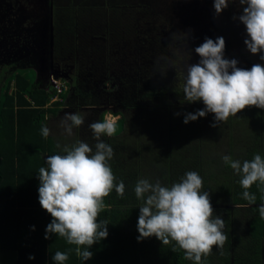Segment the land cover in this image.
I'll list each match as a JSON object with an SVG mask.
<instances>
[{
  "label": "trees",
  "instance_id": "trees-1",
  "mask_svg": "<svg viewBox=\"0 0 264 264\" xmlns=\"http://www.w3.org/2000/svg\"><path fill=\"white\" fill-rule=\"evenodd\" d=\"M20 70L24 68L0 77V251L13 254L12 264H56L52 259L56 251L68 254L69 259L64 264H194L185 258L184 251L175 246L174 242L163 245L155 236L137 240V221L142 201L137 199L134 192L138 179H148L154 183L157 180L166 183L171 181L166 185L171 186L176 180L180 181L182 173L188 171L189 167H193L199 175L202 174L204 187H212L216 194L227 196L224 199L232 205H217L213 208L225 221L224 231L228 240L223 248L214 247L212 254L203 258V264H264V219L259 215V206L264 204V192L260 191V187L264 186L258 187L254 184L248 189L256 196L255 203L250 204L243 199L244 189L239 184L240 176L223 162L219 156L223 154L218 155L221 147L218 146L219 143L214 147L212 138H207V148L200 147L202 154H196L194 149L189 152V148H183L185 136L189 138V132L186 131H179L182 135L175 134L174 139L171 138V141L165 142L160 150L156 148L154 152H149L147 144L141 145L136 138H126L124 134L119 136V140L111 138L103 141L114 150L115 156L109 163L112 169H115L113 172L117 182H124L125 192L121 197L113 191L105 198L108 207L100 213L98 219L109 222L108 236L88 249L93 253L91 259L84 261L82 257H78L75 251L77 246L68 244L65 238L57 234H51L45 239L46 227L52 217L39 204V169L47 167L48 155L63 154V147L71 146L77 140L64 139L62 142L53 134L47 138L42 135L41 129L47 126L48 117L55 116L60 108L67 104L64 101L65 91L59 93L50 85L47 88L42 87L38 80L31 81L28 75ZM150 95L156 99L162 96V92L153 91ZM247 108L252 120L256 119L258 122L259 111L262 109L254 106ZM239 117L241 115L227 124L246 120L245 115L243 119ZM114 123H119L124 130L123 116ZM167 125L168 131L174 130L168 119ZM260 126L257 123L252 128L257 130V136L260 135ZM251 133L252 131L249 136L245 135L248 140L242 138L241 143L237 142L236 149L240 152L234 160H251L256 154L264 158V147L254 145L255 139L250 136ZM95 144L91 145L93 151ZM226 146L228 155L233 158V153L237 150L231 148V140H228ZM131 147L136 149L134 157L129 155ZM183 155L186 162H182ZM146 160L147 165L159 163L160 160L163 162L164 172L159 173L158 165V173L156 171L154 177L146 174ZM219 162L222 172L215 176L218 170L215 169V164L218 165ZM32 226L35 230H32ZM241 230H244V235ZM80 247L84 250L85 246ZM173 247H176V251L172 250ZM217 252L219 255L215 256ZM30 255L35 259L30 260ZM2 260L3 257H0V262Z\"/></svg>",
  "mask_w": 264,
  "mask_h": 264
},
{
  "label": "clouds",
  "instance_id": "clouds-1",
  "mask_svg": "<svg viewBox=\"0 0 264 264\" xmlns=\"http://www.w3.org/2000/svg\"><path fill=\"white\" fill-rule=\"evenodd\" d=\"M232 2L236 0H213L215 14L219 16ZM238 2L246 5L239 20L246 27L247 50L253 55L264 53V0ZM225 48L223 36L215 40L205 37L194 49L199 62L184 63V100L204 104L202 110L185 114V124L212 113L215 122L211 126L217 127L247 107L264 109V65L256 63L250 69L238 67L236 59L224 58ZM190 56L188 51V59ZM259 59L264 61V54ZM84 123L82 114L66 113L61 126L71 136L73 128ZM88 127L97 141L95 151L82 141L65 145L63 154L48 155L47 167H41L38 175L39 204L52 217L44 238L48 239L51 234L65 238L68 244L77 246L76 255L84 261L93 256L88 249L108 236L109 222L98 219L108 207L105 198L113 191L121 197L125 192L124 182H117L109 163L114 150L101 139L103 135L112 137L117 131L116 124L111 119H103ZM41 132L45 138L50 135L47 126ZM222 160L240 176L243 199L255 203L256 196L248 189L254 184L264 186V158L256 154L253 159L241 162L223 155ZM260 191L264 192V187ZM134 192L142 201L137 221L138 241L155 236L163 245L174 242L194 264H203V258L210 256L214 247L221 249L227 242L225 221L215 214L210 194L203 189L198 172H186L171 186H162L159 180L151 183L148 179H138ZM259 215L264 219V204L259 206ZM80 246H85L84 250ZM172 250L176 251V247ZM29 259L35 257L30 255ZM52 259L56 264H64L69 256L56 251Z\"/></svg>",
  "mask_w": 264,
  "mask_h": 264
},
{
  "label": "rangeland",
  "instance_id": "rangeland-1",
  "mask_svg": "<svg viewBox=\"0 0 264 264\" xmlns=\"http://www.w3.org/2000/svg\"><path fill=\"white\" fill-rule=\"evenodd\" d=\"M44 1L18 0L12 3V0H0V7L3 5V12L0 11L2 13V18L0 19V65L3 61L9 60L11 55L17 54L20 56L21 53L29 52L34 48L40 51L38 45L40 43L43 44V35L42 33L40 34L41 23L45 20L44 14L46 12L44 10L46 7ZM150 6L162 15V21H155L153 19L152 24L142 28L138 38L137 36L135 38L133 33L128 35V32L123 38L124 40L120 42L121 47H119V52L121 53L119 56H121V61L124 63V79H119L122 72L117 77L107 74L106 80L109 82L104 84V91L107 93V101L109 103L106 105V99L102 98V94L95 101L96 106L100 109L106 106L103 109L105 119H117L118 115L114 116L109 113L112 110L114 112L116 110L124 118L125 127L123 134L126 138L134 137L140 141L141 145L147 144L149 152L151 150L154 152L156 148L160 150L165 142L171 141V138L174 139L177 133L182 135L180 132L183 131L189 132V138L185 136L183 148H189V152H192V149H194L193 151L196 154H202L200 147L202 149L207 148L208 141L212 138L214 147L216 143H219V147L221 146L218 155H228L229 151L226 149L228 140H231V148L237 150V142L241 143L242 138H245V135L249 136L251 131L250 136L256 141H254V145L264 147V109L259 111L260 116L258 122L256 119L252 120L251 113H248L246 110L248 108H245L237 113V116L241 115L239 119H243L245 115L246 120L244 122L241 120L242 123L232 121V124H227L230 120L237 117L233 116L226 122H220L217 127H212L211 125L215 122L214 114L212 113H208L205 117L198 118L196 121H190L187 124L184 123L186 113H195L198 109L202 110L204 108L202 101L189 103L184 100L183 86L185 74L183 68L185 67V62L188 64L199 62L200 57L195 53L194 49L204 42L205 37L215 40L217 37L223 36L226 42L224 58L236 59L238 61V67L250 69L256 63L264 65V61L259 59V56L264 53L253 55L247 50L244 44V40L248 37L246 27L240 22L239 16L243 13V7L246 5H240L238 0H236V2L229 3V6L219 16L215 14L213 0H161L153 1L150 3ZM233 16L236 19H233ZM167 26L174 39L169 49L166 47L164 38ZM162 32H164V36H162ZM149 40L152 46L146 44ZM188 51L191 52L190 59H188ZM130 52L133 56H137L134 65L128 60L127 62L124 61V59L128 58ZM10 60L21 66H16L14 70L21 69L24 66H32L34 70H37L38 77H36L35 72L30 68L20 70L27 74L31 81L36 78H41L42 80L49 79L47 72V66L49 64L47 60L38 58L35 60V64L30 62L29 59L20 60L14 56ZM169 68H175V74H170ZM126 72L129 74H126ZM44 75H47V77L43 78ZM41 79L40 82H42ZM112 82H114L113 88L110 87V83ZM60 83L65 85L63 81H60ZM49 85L50 87L54 86L52 80ZM149 86L155 88L157 91H161L162 96L156 97V99L151 95L148 98L142 97L141 95L150 89ZM168 86L172 89L169 90ZM97 87H103V85L99 84ZM75 90L72 93L77 97L86 93ZM62 91H65V86H63ZM68 95L74 99L71 93H68ZM132 101L134 105L142 106L133 107V104L130 103ZM70 104L71 101L67 102L55 116L48 117L49 119L46 122L49 123L50 133L62 142L76 139L77 141L89 144L91 147L97 141L88 125L97 120L92 117L87 118V125L73 128L72 137H69L61 126V121L66 113H80L84 116H88L91 113L90 110L84 111V109H82V112H78L77 110L71 111L69 109L68 112V106ZM156 104H159V106H155ZM177 113L180 115H177ZM167 114L171 116L168 117ZM167 119L171 125L173 124L172 128L174 130H167ZM257 123L261 125L258 127L260 137L256 135L257 130H252ZM120 124L118 123L116 125V133L122 129ZM119 134L120 132L116 137L103 135L101 139L103 141H106V139L107 141L111 140V138L119 140L122 135ZM207 138L209 139L208 141ZM245 139L248 140L247 138ZM174 149L176 150V148ZM189 152L187 151V154ZM239 152L237 150V152L233 153V159H235V156ZM144 153L148 155L146 151ZM129 155L131 157L136 155V149L134 147L129 149ZM219 156L222 157L221 155ZM161 159L165 160L164 158ZM147 161L146 167L144 168L146 174L154 177L158 165H160L159 173L164 172L162 168L163 162L160 160L159 163H150L149 165H147ZM182 162H186L184 155ZM220 167H222L221 162L218 165L215 164V169L218 168L215 176L222 172ZM205 169L206 166H204ZM112 170L114 171L115 169ZM187 170L194 171V168L192 167L190 169L189 167ZM186 172H183L182 175L184 176ZM170 182L166 183V181H163L161 184L162 186H166ZM176 182L179 181L176 180ZM203 189L209 192L213 208H216L217 205L218 207L232 206L224 199L227 196L216 194V191L212 187L206 188L203 186ZM215 214L222 219L218 211ZM221 215H223L222 212ZM243 231L241 230V233L244 235L245 232L243 233ZM218 255L219 252L215 254V256ZM0 257H3L0 264H12L13 262V254H8L6 251H0Z\"/></svg>",
  "mask_w": 264,
  "mask_h": 264
},
{
  "label": "flooded vegetation",
  "instance_id": "flooded-vegetation-1",
  "mask_svg": "<svg viewBox=\"0 0 264 264\" xmlns=\"http://www.w3.org/2000/svg\"><path fill=\"white\" fill-rule=\"evenodd\" d=\"M15 1L18 0H12V3ZM153 1L161 0H45V20L43 19L41 23L40 31L43 35V44L38 45L40 51L34 48L29 52L21 53V57L17 54L11 55L9 60L3 61L0 65V77L16 71L17 69L14 70L16 66L21 67L10 60L13 56L20 60L29 59L33 64L38 58L47 60L49 79L40 78L42 80L40 82V79L36 78L35 81L38 80L40 86L46 88L52 78L63 81L65 83L64 101L66 103L71 101L68 112L69 109L78 112H82V109L90 110L91 113L88 116L83 115L84 118L92 117L101 121L106 118L103 112L106 106L100 109L95 101L102 94V98L106 99V105L109 103L107 93L104 91V84L109 82L106 80V75L117 77L122 72L119 79H124V63L119 56L120 42L124 40L128 32V35L133 33L134 37L138 38L142 28L152 24L153 19L162 21V15L150 6ZM0 11L3 12V5ZM1 12L0 19L2 18ZM162 33L164 36V32ZM164 38L166 47L171 48L174 39L168 26ZM146 44L152 46L150 40ZM136 58L137 56H133L130 52L124 61L128 60L134 65ZM25 67L32 69L38 77V71L32 66L22 68ZM175 72V68H169L170 74H175ZM126 74L129 73L126 72ZM45 77L47 75L43 78ZM99 84L103 87H97ZM113 84L114 82L110 83L111 88ZM149 88L141 95L142 97L148 98L153 91L161 92L150 86ZM168 89L172 88L168 86ZM74 90L86 93L77 97L72 93ZM68 93H71L74 99L69 97ZM130 103L133 107L142 106L134 105L133 101ZM109 113L114 116L118 115V118L122 117L116 110Z\"/></svg>",
  "mask_w": 264,
  "mask_h": 264
},
{
  "label": "built area",
  "instance_id": "built-area-1",
  "mask_svg": "<svg viewBox=\"0 0 264 264\" xmlns=\"http://www.w3.org/2000/svg\"><path fill=\"white\" fill-rule=\"evenodd\" d=\"M51 80L54 83V88L59 92L61 90V84H60L61 80L56 79V78H52Z\"/></svg>",
  "mask_w": 264,
  "mask_h": 264
},
{
  "label": "crops",
  "instance_id": "crops-1",
  "mask_svg": "<svg viewBox=\"0 0 264 264\" xmlns=\"http://www.w3.org/2000/svg\"><path fill=\"white\" fill-rule=\"evenodd\" d=\"M85 119V123L83 124V125H87V119L86 118H84ZM112 121L113 122H115V119H112ZM47 127L49 128V123L47 124ZM120 132V134H123V129H121L120 131H118L116 134H114L112 137H114V136H118L117 134ZM51 134V133H50ZM119 134V135H120ZM52 135V134H51ZM69 136V135H68ZM69 137H72V136H69Z\"/></svg>",
  "mask_w": 264,
  "mask_h": 264
},
{
  "label": "bare ground",
  "instance_id": "bare-ground-1",
  "mask_svg": "<svg viewBox=\"0 0 264 264\" xmlns=\"http://www.w3.org/2000/svg\"><path fill=\"white\" fill-rule=\"evenodd\" d=\"M53 82V81H52ZM54 84V83H53ZM61 84V83H60ZM63 86H65V85H63V84H61V90L59 91V93L62 91V88H63ZM54 87V86H53ZM53 87H51L52 89H54Z\"/></svg>",
  "mask_w": 264,
  "mask_h": 264
},
{
  "label": "water",
  "instance_id": "water-1",
  "mask_svg": "<svg viewBox=\"0 0 264 264\" xmlns=\"http://www.w3.org/2000/svg\"><path fill=\"white\" fill-rule=\"evenodd\" d=\"M50 40L52 41V35L50 34Z\"/></svg>",
  "mask_w": 264,
  "mask_h": 264
}]
</instances>
